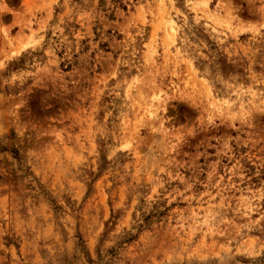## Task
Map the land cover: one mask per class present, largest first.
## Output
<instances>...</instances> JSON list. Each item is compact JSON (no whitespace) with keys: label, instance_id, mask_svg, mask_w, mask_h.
Here are the masks:
<instances>
[{"label":"rangeland","instance_id":"374dc122","mask_svg":"<svg viewBox=\"0 0 264 264\" xmlns=\"http://www.w3.org/2000/svg\"><path fill=\"white\" fill-rule=\"evenodd\" d=\"M0 264H264V0H0Z\"/></svg>","mask_w":264,"mask_h":264}]
</instances>
